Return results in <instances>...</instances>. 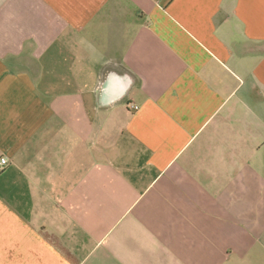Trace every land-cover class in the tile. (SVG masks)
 Listing matches in <instances>:
<instances>
[{
    "label": "crops",
    "instance_id": "crops-1",
    "mask_svg": "<svg viewBox=\"0 0 264 264\" xmlns=\"http://www.w3.org/2000/svg\"><path fill=\"white\" fill-rule=\"evenodd\" d=\"M1 158L0 264H264V0H0Z\"/></svg>",
    "mask_w": 264,
    "mask_h": 264
},
{
    "label": "built area",
    "instance_id": "built-area-1",
    "mask_svg": "<svg viewBox=\"0 0 264 264\" xmlns=\"http://www.w3.org/2000/svg\"><path fill=\"white\" fill-rule=\"evenodd\" d=\"M133 110H137L138 107L133 106L132 107ZM8 165V160L6 158H1L0 160V172H2Z\"/></svg>",
    "mask_w": 264,
    "mask_h": 264
}]
</instances>
